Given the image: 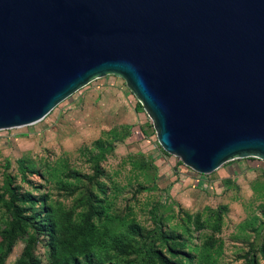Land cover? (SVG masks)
Instances as JSON below:
<instances>
[{"label": "rangeland", "instance_id": "rangeland-1", "mask_svg": "<svg viewBox=\"0 0 264 264\" xmlns=\"http://www.w3.org/2000/svg\"><path fill=\"white\" fill-rule=\"evenodd\" d=\"M0 264H264V159L198 173L107 74L0 129Z\"/></svg>", "mask_w": 264, "mask_h": 264}, {"label": "water", "instance_id": "water-1", "mask_svg": "<svg viewBox=\"0 0 264 264\" xmlns=\"http://www.w3.org/2000/svg\"><path fill=\"white\" fill-rule=\"evenodd\" d=\"M107 74L192 170L264 159V0H0V129Z\"/></svg>", "mask_w": 264, "mask_h": 264}, {"label": "built area", "instance_id": "built-area-1", "mask_svg": "<svg viewBox=\"0 0 264 264\" xmlns=\"http://www.w3.org/2000/svg\"><path fill=\"white\" fill-rule=\"evenodd\" d=\"M194 171V170H193Z\"/></svg>", "mask_w": 264, "mask_h": 264}, {"label": "crops", "instance_id": "crops-1", "mask_svg": "<svg viewBox=\"0 0 264 264\" xmlns=\"http://www.w3.org/2000/svg\"><path fill=\"white\" fill-rule=\"evenodd\" d=\"M95 80V79H94Z\"/></svg>", "mask_w": 264, "mask_h": 264}]
</instances>
